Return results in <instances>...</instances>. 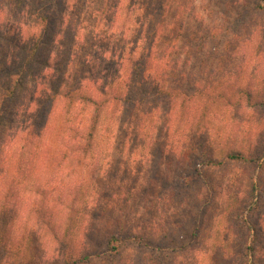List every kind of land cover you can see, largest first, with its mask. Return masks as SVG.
<instances>
[{
	"label": "rangeland",
	"instance_id": "obj_1",
	"mask_svg": "<svg viewBox=\"0 0 264 264\" xmlns=\"http://www.w3.org/2000/svg\"><path fill=\"white\" fill-rule=\"evenodd\" d=\"M37 2L0 0V82L14 66L18 39L23 37L21 44L30 34L26 32L32 27L27 11ZM59 3L52 13L57 30L47 52L49 68L41 75L35 73L34 81L26 78L24 88L4 112L6 129L0 132V198L3 207L12 204L17 210L14 243L9 249H15L17 242L31 240L35 250L30 248V254L51 264L62 262V240L67 245L65 257L71 259L78 253L75 245L79 248L85 240L83 235H99L93 250L100 252L104 228L113 227L123 217L128 228L142 234L144 226L145 232L158 236L160 246L125 244L120 255L100 256L88 264H251L252 260L256 261L254 264H264V243L258 244L256 259L251 250L247 259L243 244L249 243L252 236L246 238V229L240 223L217 217L223 206L239 202L243 194H234L244 177L252 172L257 175V168L226 164L210 170L216 192L209 215L201 224L200 210L209 206L198 201L202 178L186 181L184 174L189 167L183 168L182 159L189 153L186 146L190 143L228 148L242 139L245 144L258 142L263 135L264 109L260 104H264V0ZM143 25L161 28L157 53L166 55L168 64L173 62L171 68L183 69L193 77L191 81H182L174 102L163 98L152 113L142 117L147 133L140 136L144 141L139 152L135 148L137 137L131 136L130 129L134 116L121 109L106 118L109 131L100 138L102 153L97 167L104 175L103 186L92 196L86 195L88 181L85 183L82 178L87 180L93 169L84 166L82 155L71 151L74 145L69 141L62 112L68 99L63 96L85 84L110 93L111 82L121 79L126 64L129 66L126 54L138 40ZM32 28L31 33L35 30ZM142 42L143 38L138 42L139 50ZM51 81H59L61 88L53 100L57 106L54 105L48 123L52 125L50 145L41 154L33 149L23 152L19 149L21 135L15 133H24L34 119L42 120L50 104L47 95ZM193 84L202 91L188 96ZM74 104L84 103L77 100ZM86 110L80 105L76 108L75 123L86 122ZM247 128L252 129L249 134L243 131ZM196 129L200 134L193 133ZM258 146L259 152L262 146ZM25 162L32 172L27 181L30 183L26 182L27 187L22 190L19 186L26 183L17 178L16 170ZM260 174L264 178V170ZM13 183L18 187H13ZM229 194L237 200L228 199ZM257 206L243 214L252 227L256 226L259 214L264 213V198ZM72 216L78 230L71 240L63 227ZM4 258V262H10L9 252Z\"/></svg>",
	"mask_w": 264,
	"mask_h": 264
},
{
	"label": "trees",
	"instance_id": "obj_2",
	"mask_svg": "<svg viewBox=\"0 0 264 264\" xmlns=\"http://www.w3.org/2000/svg\"><path fill=\"white\" fill-rule=\"evenodd\" d=\"M36 1H38L37 4L27 11L31 26L34 27L35 30L31 33L30 30L32 31L33 28L30 27L26 31L30 34L23 43L19 44L23 37L18 39L19 43L15 45L19 49L14 66H11L12 70L6 74L5 80L0 82V132L6 129L3 120L6 106L18 96V91L24 88L25 79L32 78V81H34L36 75H41L42 71L47 70L50 66L48 59L50 54L47 52H50L49 49L52 45V39L56 37L54 34L57 30V25L52 19V13L54 11V6L59 3L60 0ZM158 12H161V10H158ZM150 14L151 13H148V15ZM136 26L135 23L133 31ZM160 29V27L151 25H143L140 27L138 40L134 43L133 47L128 50V54H126V63H128L129 66L126 64L121 79L111 82V87L109 88L110 93L106 89H94L88 84H85L81 88L69 90L63 96L68 99V104H63L62 106V112L64 123L67 127V133L69 134V141H72L74 145L71 151L76 152L78 155H82L86 161L84 166H91L93 169V172L87 177V180L82 178L85 183L88 181L86 195L92 196L93 192H99L101 185L103 186L104 175L101 173L100 168L97 170V167L100 166V156L102 153L101 150H99L100 138L103 134L107 133V130L109 131V126L105 123L106 118L108 116H113L115 113L118 114L121 109L126 110L131 117L134 116L133 119L135 118V120H133L130 125L131 136L137 137V142L135 144L136 150L140 147L142 149V142L144 140H142L140 136L147 133V130H145L146 125L144 124L145 119L142 117L147 113H152L163 98H166L169 103L174 102L175 98L178 97L181 92L180 86H182V81H191L193 77L189 72H185L183 69L177 70L176 68L175 70V67L171 68L173 62L168 64V60H166L167 56L157 53L156 45L159 44ZM142 38L143 42L141 50H139L138 42ZM174 65L177 67L178 61L174 62ZM57 82V84H54L51 81L49 94L47 95L50 104H48L47 110L42 114V120L34 119L33 123L31 122V124H29L27 130L25 129L24 136V133L20 132V130H17L15 133V136L18 134L21 135L20 140H22V142L19 149L23 152L33 149L36 154H41V151L44 152L50 145L48 141L52 125H48V123L51 120L54 105L57 106V104H53V100L61 88V83H59V81ZM192 86L193 90L188 96H192L195 92L201 93L202 90L198 89L195 84ZM77 100L84 104H74ZM79 105L87 109L86 113L88 116L84 124H77L74 122L77 116L75 110ZM260 106L264 109V104H260ZM79 110H81V108ZM253 129L255 130V128ZM243 131L249 134L252 129L247 128V130L243 129ZM197 132H199L198 129L193 131L194 134H200ZM245 141L242 139L238 141L237 144H233V146L228 148L225 146L218 147L215 146V144L204 145L203 143L200 145V143H190L186 146L189 153H186L182 159L183 164H185L183 168L189 167L188 172L184 174V179L186 181L193 179L197 180L199 179L198 177L202 178L203 187L200 188L199 191L201 192L198 193L197 197L198 201L201 200L203 203L209 204V206L200 210L202 212L200 218L201 224L204 223V220L208 217L206 215H209L208 210L211 206L210 203L216 192V187L210 179L211 176L209 171L226 164H239L257 168V175L255 176L254 172H252L247 177H244L241 187L234 194V196L239 195V193L243 194L239 202L231 204V206H223L217 216L218 220L222 218L221 221H225L227 218L230 221L228 223L234 221L235 223H240V225L246 229V238L249 236L252 237L249 243L245 242L243 244V250L247 259V252L250 250L253 251L252 254L254 259H256L254 252L258 244L261 245L264 243V213L259 214L255 227L250 225L246 215L243 214L244 211L250 212L251 209L258 208L256 205H260L261 199L264 198V178L260 174L264 170V133L261 135L258 142L250 141L248 144H245ZM258 145L262 146L259 152L257 150L258 148H256ZM139 151L141 150L137 152ZM190 166L194 168L193 171ZM27 167H30L29 163L25 162L23 167H18L16 170L18 172L17 178H22L25 183L31 177L32 172V170ZM27 183L26 185L19 186V189L24 190L27 187ZM13 187H18L17 183H15ZM201 189H203V191ZM234 196L233 194H229L227 198L231 201L237 200ZM3 206L0 198V253L3 255V258H0V264H45L42 262L43 258L41 256L36 257L30 254V248L35 250V246L30 239H28L30 241L26 243L17 242V247L15 249H9L14 243L13 223L17 210L16 206L12 204L7 205L6 208ZM84 213L85 210L82 208V219H84ZM74 219L73 216L69 217L68 223L65 222L66 228L63 227L64 233L70 236L71 240L78 230L75 224H73ZM141 229H143L142 234L128 228L126 221H124L122 217L120 221H115L113 227L106 226L104 228L106 233L102 239L103 247L100 252H95L93 250L97 245H95V237L98 236V238H100L99 235H95L94 237L83 235L85 240L81 242V247L76 248L75 245V249L78 250V253L72 256L71 259L65 257V248L67 245L66 242L62 240L61 245L64 247L61 258L62 262L55 261L51 264H88L94 258H99L100 256L120 255V251L125 244L132 245L136 243L138 246L149 247L150 244L156 243L157 247L160 246L156 241L158 236H151L148 231L145 232L144 230L146 227L144 226H141ZM37 245L38 243L36 242V250H38ZM8 252L10 257L9 263L4 262L5 254ZM19 252H22V255H19ZM159 253L160 252H158V254ZM150 263L156 264L155 262ZM254 263H256V261L252 260L251 264Z\"/></svg>",
	"mask_w": 264,
	"mask_h": 264
}]
</instances>
